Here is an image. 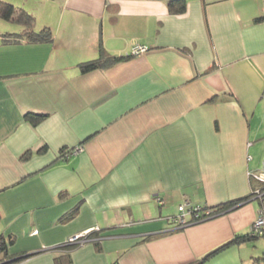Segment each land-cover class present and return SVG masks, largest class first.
<instances>
[{"label":"crops","instance_id":"obj_1","mask_svg":"<svg viewBox=\"0 0 264 264\" xmlns=\"http://www.w3.org/2000/svg\"><path fill=\"white\" fill-rule=\"evenodd\" d=\"M167 1H13L52 39L0 42V234L13 235L0 264L36 251L15 264L64 253L62 264H190L209 252L200 264H264V230L218 248L249 230L264 197L173 218L184 201L264 185L249 174L264 159V0H186L176 14ZM100 46L132 56L82 72ZM28 111L45 115L32 123ZM62 146L80 150L62 158ZM92 227L97 245L54 248Z\"/></svg>","mask_w":264,"mask_h":264},{"label":"trees","instance_id":"obj_2","mask_svg":"<svg viewBox=\"0 0 264 264\" xmlns=\"http://www.w3.org/2000/svg\"><path fill=\"white\" fill-rule=\"evenodd\" d=\"M167 8L170 13H174V14L182 13L186 9V0H168ZM0 17L5 20H11V21L18 22L22 26V29L19 32L0 33V42L9 41V40L17 41V40H21L22 38H26L29 41H49L52 39V31L48 26H43L40 29H34L33 27L34 20H35L34 15L22 7L6 2L4 0H0ZM256 19H260V18L257 17ZM131 56H132L131 54H123V55L110 54L109 52L105 51V49H103L100 46L99 55L97 57L82 61L79 63L78 66L82 72H87V71L97 69V68L103 69V68H108L109 66L117 62L126 60L130 58ZM44 115H45L44 113L33 112V111H28L25 113L26 118L32 123H35V121L42 118ZM76 147L78 146L60 147L58 157L66 158L68 156H71L72 154L76 153L74 152V149ZM41 148L44 149L45 145H43ZM30 154H31V151L27 149L21 154L20 158L27 159L30 156ZM250 179H254V178L250 177ZM260 183L264 184V181H260ZM254 185H256V183L252 184V192L246 196L227 200L225 202L216 203L214 205L197 206L195 211H192L191 215L189 214L190 217L187 218L186 223H183V224H179L178 222L177 223L179 225H186L189 221L200 220L204 218H211L218 214H221L225 210L236 206L238 203L246 201L251 196V194L257 195L253 192V189L255 188ZM258 189L262 191V194L260 196L259 195L257 196L260 198H263L264 197V185H262V188H258ZM190 207L193 208V206H190ZM177 210H178V206H177ZM74 213L75 211L68 212V214L64 215L61 218V220H67L71 218ZM195 213H197V216L194 215ZM175 216H173V218H175ZM263 230L264 228L262 229L260 233H256V234H251L249 230L245 234H241V233L235 234L233 237H231V239H229V241L220 245L218 248L232 241H237L239 239H244V238H251L253 236L259 235L263 232ZM102 233L103 232L99 227H93V228H90L89 231L81 237L82 241H77V240L69 241L68 239H66L62 243L55 246L54 248H63L65 251H68L75 246L81 245L82 243L89 242V241L90 242L92 241L95 245H97L101 240ZM12 241H13V235L4 236L3 234H0V253L2 254L1 259H4V257L6 258L9 257L7 253V246ZM24 253L26 252L20 253V254H23V256L13 258L3 264L18 263L21 260L25 259L26 257L38 253V251L31 252L28 254L26 253V255H24ZM209 254L210 252L203 255L199 259H196L190 264H200L204 260V258L208 256ZM62 256H64L63 257L64 260H62L63 262H60L61 260L57 258L56 262L58 264L69 262L68 253H64Z\"/></svg>","mask_w":264,"mask_h":264},{"label":"built area","instance_id":"obj_3","mask_svg":"<svg viewBox=\"0 0 264 264\" xmlns=\"http://www.w3.org/2000/svg\"><path fill=\"white\" fill-rule=\"evenodd\" d=\"M145 50V46L144 45H140V44H136L134 45V47L132 48V51L135 52H139V51H143ZM262 96H264V93L262 94ZM80 150V146L76 147L74 149V152H77ZM262 165V170L257 172V173H249L251 177H253L254 179H257L259 181H264V159L261 162ZM253 192L257 195H261L262 191L259 190L258 188L253 189ZM196 207L191 208L190 206H188V202L184 201L182 203H180L178 205V213L175 216L176 221L179 224H183L186 223L187 218L186 215L192 213V211H195ZM195 216H197V213L194 214ZM93 228V227H92ZM264 228V212L260 213L250 224L249 226V232L251 234H256V233H260L262 231V229ZM89 231V229L77 232L73 235H71L68 240L69 241H82L81 237L87 233Z\"/></svg>","mask_w":264,"mask_h":264},{"label":"rangeland","instance_id":"obj_4","mask_svg":"<svg viewBox=\"0 0 264 264\" xmlns=\"http://www.w3.org/2000/svg\"><path fill=\"white\" fill-rule=\"evenodd\" d=\"M6 2H9V3H12L14 5H17L16 3H14L13 1L15 2H19V3H26V5H30V8H32L34 10L35 8V5L37 4V2H34V0H4ZM20 7V5H17ZM30 12V11H29ZM35 21V20H34ZM35 24V22H34ZM33 24V26H34ZM22 27L21 24H19L18 22H15V21H11V20H5L3 18L0 17V33H6V32H11V30H14L13 28H16L17 27ZM264 92H261L260 93V98L264 101V96H262ZM264 158V151L262 152L261 154V157H260V160Z\"/></svg>","mask_w":264,"mask_h":264}]
</instances>
